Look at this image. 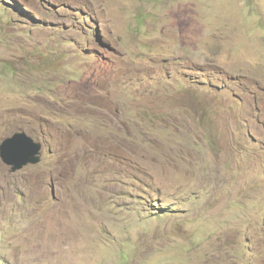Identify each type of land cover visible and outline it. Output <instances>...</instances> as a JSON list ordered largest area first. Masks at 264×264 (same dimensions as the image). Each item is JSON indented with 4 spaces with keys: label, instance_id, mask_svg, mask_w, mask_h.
<instances>
[{
    "label": "rangeland",
    "instance_id": "374dc122",
    "mask_svg": "<svg viewBox=\"0 0 264 264\" xmlns=\"http://www.w3.org/2000/svg\"><path fill=\"white\" fill-rule=\"evenodd\" d=\"M19 132L0 264H264V0H0Z\"/></svg>",
    "mask_w": 264,
    "mask_h": 264
},
{
    "label": "water",
    "instance_id": "95a60500",
    "mask_svg": "<svg viewBox=\"0 0 264 264\" xmlns=\"http://www.w3.org/2000/svg\"><path fill=\"white\" fill-rule=\"evenodd\" d=\"M43 145L26 133H17L3 141L0 153L12 172L23 170L29 165H38L42 161Z\"/></svg>",
    "mask_w": 264,
    "mask_h": 264
},
{
    "label": "clouds",
    "instance_id": "9594fccd",
    "mask_svg": "<svg viewBox=\"0 0 264 264\" xmlns=\"http://www.w3.org/2000/svg\"><path fill=\"white\" fill-rule=\"evenodd\" d=\"M7 66H8L9 68H11V69H15V67H14L13 65H11V64H8ZM19 133H24V132H19ZM16 134H17V133H16ZM26 134H27V133H26ZM14 135H15V134H14ZM14 135H12V136H14ZM27 135H28V134H27ZM12 136H10V137H12ZM28 136H29V135H28ZM10 137H7V138H10ZM30 137H31V136H30ZM7 138H6V139H7ZM31 138H32V137H31ZM6 139H5V140H6ZM35 141H36V140H35ZM36 142H37V141H36ZM38 143H40V142H38ZM41 144H42V143H41ZM42 145H43V144H42ZM43 147H44V146H43ZM42 159H43V150H42ZM41 162H42V161H41ZM40 164H41V163H40ZM38 165H39V164H38ZM29 166H32V167H33V166H37V165H29ZM29 166H27V167H29ZM27 167H25V168H27ZM11 168H12V167H11ZM25 168H24V169H25ZM24 169H23V170H24ZM23 170H21V171H23ZM17 172H20V171H17Z\"/></svg>",
    "mask_w": 264,
    "mask_h": 264
},
{
    "label": "bare ground",
    "instance_id": "6f19581e",
    "mask_svg": "<svg viewBox=\"0 0 264 264\" xmlns=\"http://www.w3.org/2000/svg\"><path fill=\"white\" fill-rule=\"evenodd\" d=\"M116 27V26H115ZM124 33V32H123Z\"/></svg>",
    "mask_w": 264,
    "mask_h": 264
},
{
    "label": "trees",
    "instance_id": "16d2710c",
    "mask_svg": "<svg viewBox=\"0 0 264 264\" xmlns=\"http://www.w3.org/2000/svg\"><path fill=\"white\" fill-rule=\"evenodd\" d=\"M8 67V66H7Z\"/></svg>",
    "mask_w": 264,
    "mask_h": 264
}]
</instances>
